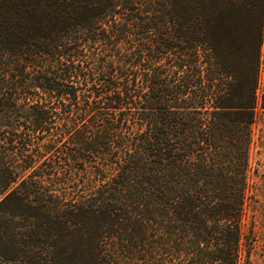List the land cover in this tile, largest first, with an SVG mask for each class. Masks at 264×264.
<instances>
[{"label":"trees","instance_id":"obj_1","mask_svg":"<svg viewBox=\"0 0 264 264\" xmlns=\"http://www.w3.org/2000/svg\"><path fill=\"white\" fill-rule=\"evenodd\" d=\"M264 0H0V264H245Z\"/></svg>","mask_w":264,"mask_h":264},{"label":"rangeland","instance_id":"obj_2","mask_svg":"<svg viewBox=\"0 0 264 264\" xmlns=\"http://www.w3.org/2000/svg\"><path fill=\"white\" fill-rule=\"evenodd\" d=\"M258 97L251 129L244 238L241 244L242 261L245 264H264V57Z\"/></svg>","mask_w":264,"mask_h":264}]
</instances>
